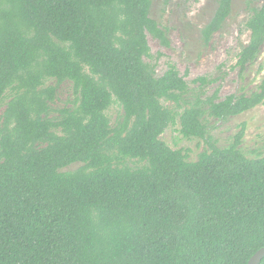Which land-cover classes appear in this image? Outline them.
Instances as JSON below:
<instances>
[{
    "label": "trees",
    "instance_id": "trees-1",
    "mask_svg": "<svg viewBox=\"0 0 264 264\" xmlns=\"http://www.w3.org/2000/svg\"><path fill=\"white\" fill-rule=\"evenodd\" d=\"M259 1L244 23L240 77L264 45ZM151 2L0 0V103L9 95L0 116V264H247L264 247V154L240 149L244 122L224 147L211 135V119L264 106V64L249 93L221 94L219 83L207 94L221 77L187 80L171 62L158 75L162 53L153 56L148 35L169 42ZM231 6L217 1L200 30L205 45ZM65 81L73 103L55 109ZM113 105L122 110L114 123ZM174 125L205 144L196 160L161 139ZM134 159L141 165H128Z\"/></svg>",
    "mask_w": 264,
    "mask_h": 264
},
{
    "label": "rangeland",
    "instance_id": "rangeland-1",
    "mask_svg": "<svg viewBox=\"0 0 264 264\" xmlns=\"http://www.w3.org/2000/svg\"><path fill=\"white\" fill-rule=\"evenodd\" d=\"M218 0H152L150 16L165 32L169 42L168 46L162 45L156 38L148 35L150 51L155 57L159 52L162 55L157 60L156 72L161 74L166 68V63H174L180 72L187 73V80H192L200 75L221 77L216 84L207 87V94H211L220 83L221 94L230 92L249 93L255 89L260 81L261 74L257 73L260 63L264 64V45L261 49L259 60L251 65L243 77L238 76L237 69L233 68L237 54L249 40V32L244 23L251 13L252 7L260 6L259 0H232L231 11L222 27L216 32L210 43L205 45L202 41L200 30L212 17ZM48 84H55L52 80ZM193 86V85H192ZM9 95L0 103V116L6 106ZM74 95L69 81L61 83L57 88V96L53 103L55 109L72 105ZM167 104V103H166ZM121 108L113 105L108 110V115L114 123ZM53 117L58 112L52 113ZM245 123V132L240 149L249 158L264 154V106H257L239 116L227 121L211 119V135L220 147L226 146L233 135L240 129V124ZM161 139L172 149H182L189 155V160H196L203 151L205 144L196 138H184L179 132V125L170 126L161 135ZM131 167L141 164L137 160L127 161ZM81 163H74L61 171L74 170Z\"/></svg>",
    "mask_w": 264,
    "mask_h": 264
},
{
    "label": "water",
    "instance_id": "water-1",
    "mask_svg": "<svg viewBox=\"0 0 264 264\" xmlns=\"http://www.w3.org/2000/svg\"><path fill=\"white\" fill-rule=\"evenodd\" d=\"M264 258V247L258 249L248 260L247 264H260Z\"/></svg>",
    "mask_w": 264,
    "mask_h": 264
}]
</instances>
